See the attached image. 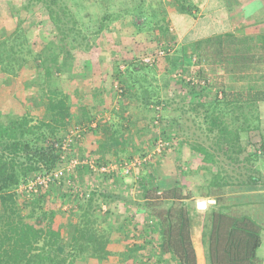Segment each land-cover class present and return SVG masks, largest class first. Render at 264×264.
<instances>
[{
    "label": "trees",
    "instance_id": "16d2710c",
    "mask_svg": "<svg viewBox=\"0 0 264 264\" xmlns=\"http://www.w3.org/2000/svg\"><path fill=\"white\" fill-rule=\"evenodd\" d=\"M240 3L241 0H175L174 4H167L171 7L169 12L163 13L157 20L151 5L140 1L136 3L137 6H127L114 14H104L98 28V33H101L110 22L126 20L139 32L155 31L157 37L165 38L173 46L176 39L167 25L171 20L175 32L187 44L181 45L172 57L166 58L174 69L185 72L184 64L190 63L193 57L198 59V64L205 61L214 68L218 67L221 70L218 72L232 76L236 84H241L216 89L211 98L208 91L213 86L204 78L201 70L189 77L203 80V87H192L189 82L179 79L182 86L190 87L189 94L194 96L195 104L189 109L194 111L196 120L201 119V124H205L206 133L203 134L201 125H198L197 130L190 134L194 141L192 151L201 157L202 169L212 175L203 194V197H213L215 202L210 205V213L204 218L201 227L200 245L204 264H260L257 251L262 245L264 178L260 168L255 165L264 156V143L256 147L257 144L252 140H246L243 146L241 137L243 133L260 130L259 105L264 104V33L238 34L232 30L237 22L232 12ZM261 3L264 5V0ZM76 7L75 12L64 0H22L15 16L30 10H42L53 31L58 34L59 44L56 45L55 41L50 43L45 49L46 53L35 54L30 49L27 33L21 28L22 20H18L11 35L0 40V72L16 75L15 68L19 72L27 65L28 59L33 61L38 78L31 84L37 86L40 92L33 96L38 99L36 108L39 105L43 108L38 118L31 111L20 116L0 112V264H87L90 260L97 264H111L114 255L110 248L109 233L99 229L97 212L101 203L106 205L120 201L126 204V200L117 193L93 187L81 190V187H87L88 176L96 177L95 180L99 182L113 181L120 184V179L122 182L132 173L122 176L119 171L112 175L96 176L87 165H80L69 177L71 185L64 181L50 185L46 191L30 194L18 191L21 185L37 174L55 170L64 163L60 160L64 153L61 144L69 134L71 125H84L92 134H96V131L103 134V127H108V124L89 127L93 120L90 108L94 109L93 99L100 93L98 88L93 89L92 96L81 97L76 87L72 99L68 93L69 88L74 86L69 74L77 59V55H72L70 51L78 48L85 52L94 45L92 37L84 34L85 8L82 4H76ZM53 45L56 46L55 50ZM15 48H26L29 58L22 57V53L17 54ZM186 48L192 49L190 54H186ZM157 51L151 53L156 54ZM102 62H97V65L103 70L101 73H105L107 71H104ZM131 64H118L117 68L124 65L125 69L113 75V84H119V90L122 87L121 96L130 90L123 77L127 75L126 70L132 68ZM54 75L66 76L64 80L69 84L67 92L53 86ZM101 77V81L105 82V75ZM131 82L136 84L135 80ZM104 85L101 84V87L104 88ZM140 99L145 107L163 104L160 98L153 102L147 90L140 95ZM109 126L111 133L105 141H101L96 153H91L90 157L96 165H111L114 162L121 168L124 162L134 158L131 150L138 151L139 158L148 154L143 152L147 146L143 139H139L140 146L137 148L131 144L128 146V141H124L125 133L121 135L120 126ZM156 127L158 125L152 126V132ZM198 130L204 136L201 143L196 137ZM62 133H65L64 137ZM161 135L171 140L165 137L164 132ZM76 141L69 145L66 157L76 155ZM109 154H112L113 160L107 159ZM83 155L81 158L85 157ZM218 156L224 157V165L232 166L233 170L239 169L240 172L243 170L245 179L237 181V176H234L236 180L232 181L233 175L227 174L222 163L217 160ZM151 161L142 164L133 182L139 191L140 202H136V205L146 217L155 221V238L150 244L155 249L156 264H198L188 212V201L194 197L192 187L178 184L162 190L153 177ZM213 168H216L215 172ZM180 173L183 176L194 174L184 170H180ZM68 201L74 223L65 222L63 216L65 212L62 206ZM240 206L252 207V216H238L233 209L228 211ZM129 225V217H124L122 229L127 230ZM66 227H72L73 230L68 241L63 242ZM141 249L143 247L137 245L132 250L124 249L123 261L130 258L136 262L132 254Z\"/></svg>",
    "mask_w": 264,
    "mask_h": 264
},
{
    "label": "rangeland",
    "instance_id": "374dc122",
    "mask_svg": "<svg viewBox=\"0 0 264 264\" xmlns=\"http://www.w3.org/2000/svg\"><path fill=\"white\" fill-rule=\"evenodd\" d=\"M7 1H9V5H5L4 3ZM64 1H67L68 5H70L72 10L75 12L77 10L76 4H82V6L85 8V11L83 12V20L85 22L84 34L91 36L94 42V45L85 52L78 48L74 50L72 49L70 51L72 55H77V59L73 63L74 67L69 74L72 79V84L74 85L73 87L69 88L68 93H70V98L72 99V97H74L73 93L75 87L77 88V94H79L81 97L92 96L93 86H96L95 83L100 79L99 76L104 74L106 77V89L103 87L99 89L100 93L97 94L98 96L94 97L93 99L94 109L90 108L93 120L110 119L107 121V124L117 125V122L120 121L119 123L123 125L126 124V121L127 124L133 122V118L138 119L137 123L143 129L141 139H143L147 145L143 151L145 154H149L152 151V144L154 143L153 139L158 133L164 132L165 137L171 139L173 142L171 148L166 150L163 154L155 156L151 161L150 167L154 169L153 177L156 179L157 184L162 190L175 187L178 184H184L186 188L192 187L191 192L194 197L191 199V201H188V204L190 211L192 214L194 213L193 217L197 222V231H199L200 223L201 221L203 223L204 218H207L208 214L210 213V205H212V202L214 201L213 197H203V194L206 192L205 186L210 182L212 175L202 169L203 165H201L200 162L201 157L192 151V144L194 141L191 139L190 134L197 130L196 126L198 125H201L203 134L206 133L204 130L205 124H201V119L196 120L194 111L189 109L191 105L195 104L194 96L189 94L191 91L190 87L182 86L179 82V79L174 78V74L181 72L180 69H174L166 59L167 57H172L181 47V45L185 46L187 44L183 42V38L178 35L179 33L175 32L171 20L170 23H167V25L169 26L174 39H176V43L173 46H171L170 41H165V38L157 37V33L155 31L152 33L150 31L149 33L148 31L139 32L136 28L130 26L129 22L126 20L110 22L101 33H98L100 19L104 14H114L120 8H125L127 6L131 8L133 6H137L136 3H138L140 0ZM152 1V4L148 5H151L152 12L156 16L157 20L161 18L163 13L169 12L171 9L169 5L160 3L158 0L155 3L154 0ZM4 2L0 3L1 41L6 38L5 36L11 35L15 30L18 20H22L23 24L21 28H23V31L27 33V39L29 40L30 49L33 51V53L37 54L45 51L48 45L53 43V41H55V44H59L58 34L53 31V28L49 24L44 11L41 10L34 12L30 10L25 13H20L19 16H15L17 8L20 7L21 1L4 0ZM232 15L237 18V22L232 29L235 33H264V5H262L261 0H241L240 5L235 7ZM170 16L171 15H169V19ZM122 17H124V15H122ZM136 22L138 23L139 21ZM53 46L55 47H53L55 50L56 46ZM163 48H166V57L160 58L154 66L149 67L140 64L139 60L149 55H153L151 52L154 50H160ZM185 51L186 54H190L192 49L186 48ZM15 52L17 54L22 53V57H26L27 59L29 58L26 48L22 50L15 48ZM9 54L13 55L12 53ZM99 61H103L101 65L103 68H105L104 71L107 72L101 73L103 70L99 69L97 65V62ZM106 62L111 65H107ZM120 63L124 64L125 66L132 63V68L130 67L127 69L125 73L127 75L123 77L125 85L130 88V90L126 92L127 96H134V86L128 85L127 79H131V81L135 80L136 86H141L140 90L144 92H146V90H144L143 87L147 85V83H150L151 88H149V93L153 102H155L156 98H160L164 105L163 109L161 110V120L158 124V127H156L157 129H154V132H152V126H154L153 116H155V112L152 111V105H149V107L141 106L139 102L137 103V100L133 98L129 99L128 97L122 99V96L124 95L120 97L122 100H119V94L117 93L119 90V84L114 85L112 81L114 77L113 75L120 71V69L117 68V65ZM184 65L185 72H181L184 77L190 78L189 76L196 75L197 70H201L203 72L205 76L204 78L210 82V85L213 86L210 88V91H208L211 98H213L216 89L221 87L225 88L241 85L236 84L232 76L223 75L222 72H218L221 71L218 69V67L214 68L205 61L198 64L197 58L194 59L192 57V61L190 63H185ZM33 66L34 62L28 59V63L25 66L26 68H22L19 72L17 68L14 69L16 75H9L8 73L2 74L0 72L1 113L20 116L21 114L31 111V114H33L35 118L40 117L39 115L42 114L43 108L40 105L36 108L35 104L38 103V99L33 96L37 95L35 93L40 94V92L37 91V86L31 84V81L38 78V74L35 72ZM130 73L132 74L130 75ZM54 76L55 80L53 81V86L56 89L67 92L69 84H67L65 82L66 80H64L66 79V76ZM101 90L103 92H101ZM140 95H143V93H140ZM140 95L138 96V99H140ZM123 100H125L128 106L133 104L135 106L137 105V107L134 106L135 109L131 107L132 111L135 110L133 116H123V118H121L122 116L120 111H115L116 107L114 106L118 107V105H114L115 101L120 102ZM103 104L106 106L104 107ZM259 113L260 130L251 133H243L241 137V143L243 146H245L244 143L246 140H252L253 143L257 144L256 147H259L261 143H264V104L259 105ZM101 114L105 117L101 118ZM82 126L83 125H79L77 127ZM71 127V129L68 128V133L75 129L74 125H71ZM188 128L190 130H188ZM119 129H121V127H119ZM120 132H122L121 135H123V130ZM201 132L202 131L200 130L196 132V137L199 138L200 143L204 138L203 135H200L202 134ZM88 134L89 131L85 129V131L80 134V137L77 138V141L86 140ZM64 135L65 133H62L63 137ZM131 135L132 134H130L129 138ZM126 139L128 141L127 137ZM136 147H138L137 144ZM75 153L78 155V157L85 153L82 144H76ZM131 154L134 158L140 155V153L138 151L135 152V150H131ZM217 160L222 163L223 168L226 170L228 175H233L232 181H235L236 178L237 181L245 179L243 176V170L240 172L239 169L234 168L233 170L232 166L228 167V165H224V157L218 156ZM255 167L260 168L261 175L264 178V156L258 159ZM180 170L190 171L194 174L187 173L183 176L181 175ZM215 170L216 168H213V172H215ZM137 172L138 170L133 172L132 175L123 178L122 182L120 179V184L119 182L113 181L99 182L95 180L96 177L94 178V176H88L86 177L87 187L86 185L81 187V190H86L87 188L93 187L108 193H117L122 199L126 200V204H121L120 201L111 202L109 204L107 203L106 205L101 203L97 212V217L100 221L99 229L103 231L106 230L107 233H109V238L111 240L110 248H112L114 254L111 257V264H129L130 262H133L130 258H127L125 260L126 262L123 261L125 259L123 250H132L135 245L141 246L143 249L137 250L134 254H132L137 259L136 262H133V264L157 263L156 258L154 257V246H151L150 244L155 238V221L146 217L143 211H141V209L136 205V202H140L138 199L139 191H137V187L133 182V179L137 176ZM234 176L237 177L235 178ZM200 201L207 202V207L205 210L197 209L196 213L195 206L196 203ZM70 205V201H68L62 206V210L65 212L63 216L65 222L67 220L74 223V219H72L73 213L70 209ZM230 206L231 205H229V207ZM229 210H232L238 216H252V207L250 206H240L236 208L232 207L231 209H228V211ZM222 211L229 213L226 209H222ZM127 216L129 217L130 225L126 228L127 230H123L122 220ZM263 216L264 214L262 217ZM72 230V227L65 228V231H63V242L68 241L70 235L72 234ZM261 237L263 244L257 251L260 261L262 257L261 254L264 251V224H262ZM197 246L200 249V245L197 244ZM203 256L204 255L202 252V255H200V260H202ZM87 264L97 263L96 261L90 260ZM168 264H171V262Z\"/></svg>",
    "mask_w": 264,
    "mask_h": 264
},
{
    "label": "built area",
    "instance_id": "2783aa9c",
    "mask_svg": "<svg viewBox=\"0 0 264 264\" xmlns=\"http://www.w3.org/2000/svg\"><path fill=\"white\" fill-rule=\"evenodd\" d=\"M165 56V50L160 49L156 52V54L149 55L141 59L140 63L144 66L152 67L160 58ZM119 69L120 71H124L125 66H120ZM174 78L184 79L186 82H189L192 87H203L205 85L203 80H196L195 78L184 77L181 72L174 74ZM218 95L219 97H221L220 93ZM162 109L163 104L160 106L152 107V110L155 112V118L153 120L154 126L159 124ZM95 126L96 123L94 121H92L91 125H89V127L91 128ZM85 129H87V127L84 125L82 127H75V129H73L68 135L65 136L61 144V150L64 153L62 154L60 159L61 161H64V163L60 167L52 171H44L37 174L33 178L29 179L27 183L21 185L18 191L30 194L36 193L41 190L46 191L47 189H49L50 185L54 183L58 185L65 181L67 184H71V180L69 179V177L75 172L77 167L80 165H87L89 167V171L92 174L96 175H112L114 173H119L120 171L119 174H121L122 176H128L130 173L133 174V172L139 170L143 163L152 160L155 156H159L163 154L166 150L170 149L173 143L171 140L164 139L163 135L157 132L158 134L155 137L152 151L145 157H135L130 161L124 162L121 168H119L116 164L98 166L96 165L93 159L79 158L76 155L71 156L69 158L66 157L67 152H69V145L75 142L77 138L80 137V134L85 131Z\"/></svg>",
    "mask_w": 264,
    "mask_h": 264
},
{
    "label": "crops",
    "instance_id": "0c3cea01",
    "mask_svg": "<svg viewBox=\"0 0 264 264\" xmlns=\"http://www.w3.org/2000/svg\"><path fill=\"white\" fill-rule=\"evenodd\" d=\"M21 1V4H22V0H20ZM142 3H145V4H152V0H140ZM139 1V2H140ZM160 3H164V4H174L175 3V0H158ZM201 0H197V2H200ZM1 2H4V0H0V3ZM155 2H157V0H154V3ZM5 3V5H9V1H7V2H4ZM106 64L107 65H111V64H109V63H107L106 62ZM99 80H97L98 82H96L95 83V85L96 86H93V89L95 90V89H100L101 88V84H105V82H102L101 81V76H99ZM106 81V80H105ZM127 82H128V85H131V86H134V90H133V93H134V96L132 95V96H122V99H124V98H128L129 97V99L130 98H133V99H135V100H137V103L139 102V104L141 105V106H143L142 105V103L139 101L140 99H138V96L140 95V93H145L144 91H141L140 89H141V86H136V84H134L133 82H131V81H129V80H127ZM98 85V86H97ZM105 86V85H104ZM144 90H150L149 88H151V85H150V83H147V85H145L144 87ZM104 89H106V86L104 87ZM101 92H103V91H101ZM118 94H119V98L121 97V89L117 92ZM121 98L119 99V100H122ZM134 100V101H135ZM128 101V100H127ZM114 105H118V107L117 106H114V107H116L115 108V111H120V114H121V118H123V116L125 117V116H133V114H134V112H135V110L134 111H132L131 110V107L133 108V109H135L134 108V104L133 105H131V106H128V104L125 102V100H123V101H120V102H118V101H115V103H114ZM103 106L105 107L106 105L105 104H103ZM135 107H137V105L135 106ZM97 111H99V110H97ZM102 115V114H101ZM102 117H105V116H101V118ZM93 118V117H92ZM113 118V117H112ZM112 118H111V120H112ZM110 120V119H109ZM109 120H100V119H94V120H92V121H94L95 123H96V125H98V124H100V125H103V124H107V121H109ZM137 120L138 119H136V118H133V122H131L130 124H127V121L125 122L126 124H123V125H121L119 122L120 121H118L117 123V126L119 127H121V131L123 130V133H125V136L128 138V143H127V139H124V141H125V143H127L128 144V146H130V144L132 145V146H134V147H136V144L139 146V139L140 138H142V131H143V129H142V127L137 123ZM130 121V120H129ZM114 122H116V121H114ZM109 125H111V124H108V127H110ZM131 126V127H130ZM108 127H103L104 128V132H103V134L100 132V131H96L97 133L96 134H92V131L91 132H89V134L87 135V139L86 140H83V141H76V142H78V144H82L83 145V149L85 150V154L83 155V156H85V157H83V158H88V159H93V158H91L90 156H91V153L93 152V153H96L95 151L97 150V148H98V145H100V143H101V141H105L107 138H106V136H108V134H110L111 133V131H109V129L110 128H108ZM92 128H95V127H92ZM133 128V129H132ZM111 130V129H110ZM114 130V129H113ZM135 131H136V133H135ZM91 134V135H90ZM130 134H132L131 135V137L129 138V136H130ZM90 135V136H89ZM125 137V138H126ZM130 140H131V142H130ZM80 142V143H79ZM122 142H123V140H122ZM76 147V146H75ZM137 148V147H136ZM82 155H80V157L79 158H81V156ZM89 156V157H88ZM111 156H112V154H109L108 155V157H107V159L108 160H113L114 159V157L113 158H111ZM94 160V159H93ZM95 161V160H94ZM114 163V162H113ZM112 163V164H113ZM195 209H196V213H197V208H196V206H195ZM188 212H189V217H190V222H191V237H192V242H193V246H194V249H195V252H196V257H197V263L198 264H204V258L202 257V260H200V255H202V250H201V245H200V235H201V230H200V228L202 227V221H201V223H200V227H199V231H197V222H196V220H195V218L193 217V215H194V213L192 214V212L190 211V208H188ZM196 215V214H195ZM261 240H262V237H261ZM197 244L198 245H200V249L198 248V246H197ZM262 244H263V241H262ZM262 246V245H261ZM261 261H260V264L262 263V264H264V251H263V253L261 254ZM259 257V256H258ZM260 260V259H259Z\"/></svg>",
    "mask_w": 264,
    "mask_h": 264
},
{
    "label": "water",
    "instance_id": "95a60500",
    "mask_svg": "<svg viewBox=\"0 0 264 264\" xmlns=\"http://www.w3.org/2000/svg\"><path fill=\"white\" fill-rule=\"evenodd\" d=\"M215 202L213 201L212 204H214ZM207 207V202L205 201H200L196 203V208L199 210H205Z\"/></svg>",
    "mask_w": 264,
    "mask_h": 264
}]
</instances>
